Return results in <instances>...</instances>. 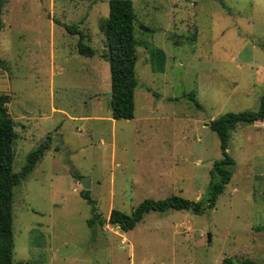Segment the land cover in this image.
Instances as JSON below:
<instances>
[{
    "label": "rangeland",
    "instance_id": "rangeland-1",
    "mask_svg": "<svg viewBox=\"0 0 264 264\" xmlns=\"http://www.w3.org/2000/svg\"><path fill=\"white\" fill-rule=\"evenodd\" d=\"M109 0H0V95L15 123L13 172L49 149L12 191V261L29 264H264V121L229 134L230 181L215 207L151 211L131 230L90 228L89 196L108 219L144 199L204 201L221 158L206 124L256 111L264 95V0H130L135 14L134 117L111 118L100 29ZM94 50L79 55L78 34ZM165 53L151 71L148 50ZM149 89L150 91H147ZM193 92L201 108L185 95ZM209 234V239H207Z\"/></svg>",
    "mask_w": 264,
    "mask_h": 264
},
{
    "label": "trees",
    "instance_id": "trees-1",
    "mask_svg": "<svg viewBox=\"0 0 264 264\" xmlns=\"http://www.w3.org/2000/svg\"><path fill=\"white\" fill-rule=\"evenodd\" d=\"M109 13L103 19L100 29L106 38L107 52L102 57L107 61L110 72V110L113 120H129L134 117V90L137 87L135 79L136 39L134 36L135 14L130 0H109ZM69 34H78L79 41L76 51L79 55L92 57L94 50L82 42V33L72 25L62 24ZM151 71L162 73L165 70V53L159 48L148 50ZM147 91H150L147 89ZM197 108H201L193 92L185 95ZM8 95H0V264H29L12 261V191L34 169L36 163L49 149L46 139L37 148L28 153L25 165L19 172H13L15 123L7 111ZM264 121V95L261 97L256 111L228 112L211 120L209 128L215 132L219 140L221 158L215 160L209 170L210 180L204 201H190L181 196L172 195L164 199H144L130 214L113 209L109 218L103 219L97 212L95 201L87 191H81V197L90 205L91 216L86 221L92 228L110 224L121 231L134 228L151 211H190L201 215L215 207L216 200L223 193L224 186L232 175L233 158L227 152L229 134L240 124L252 125ZM222 264H254L249 260L234 261L225 258Z\"/></svg>",
    "mask_w": 264,
    "mask_h": 264
},
{
    "label": "water",
    "instance_id": "water-1",
    "mask_svg": "<svg viewBox=\"0 0 264 264\" xmlns=\"http://www.w3.org/2000/svg\"><path fill=\"white\" fill-rule=\"evenodd\" d=\"M110 96H111V93L106 94V97L107 98H110ZM206 126L209 127V124H206ZM79 183H80V186H81V188H82L83 191L89 190L90 183H89V179L88 178H86V177L79 178ZM208 235L209 234H207V239H209V236Z\"/></svg>",
    "mask_w": 264,
    "mask_h": 264
}]
</instances>
